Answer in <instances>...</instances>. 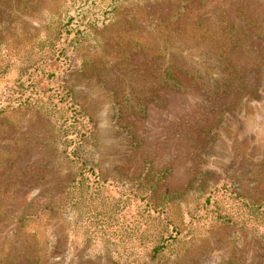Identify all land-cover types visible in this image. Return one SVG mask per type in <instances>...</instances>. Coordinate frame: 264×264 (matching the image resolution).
Returning <instances> with one entry per match:
<instances>
[{
    "label": "rangeland",
    "instance_id": "1",
    "mask_svg": "<svg viewBox=\"0 0 264 264\" xmlns=\"http://www.w3.org/2000/svg\"><path fill=\"white\" fill-rule=\"evenodd\" d=\"M221 188L264 205V0H0V264H264Z\"/></svg>",
    "mask_w": 264,
    "mask_h": 264
},
{
    "label": "trees",
    "instance_id": "2",
    "mask_svg": "<svg viewBox=\"0 0 264 264\" xmlns=\"http://www.w3.org/2000/svg\"><path fill=\"white\" fill-rule=\"evenodd\" d=\"M90 2V1H88ZM85 9L87 7H84ZM94 20L90 19V22L93 23ZM89 23V21H87L86 23V27L91 26L92 24ZM73 27H70V23L67 21L65 22L59 29V34L62 35L64 38H68L69 36L72 35V31H73ZM226 66L222 67V72L225 74L226 79L227 80H231L232 78L235 77V75H232V71L233 69L228 66L227 64H224ZM228 66V67H227ZM169 70V69H168ZM175 71V69L171 70V73H169L170 71H167L166 76L168 78V87H171L173 89L178 88V81L176 78H174L172 76V72ZM47 74V75H46ZM46 76H51L52 73H46ZM224 88V87H223ZM221 88V89H223ZM218 91L220 93H224L223 90ZM70 99V97L68 95H66V97L61 98L60 101L61 103H64L66 106L67 111H69V115L71 116V118H80L82 117V113L81 111H79L78 109L72 107L70 104L66 103V100ZM85 170V173L87 172L88 174L92 175V169L88 168L86 169L84 165H81V171ZM215 189V188H214ZM218 189H216L215 191L212 189L210 191H208L207 194H204L202 196V198L198 201V203L196 204V208L194 210L195 213L198 214H202L205 215L209 212H211L212 214V210H216L217 206H216V199H214V193L217 191ZM223 195L227 196L229 199H231L232 201L236 202L238 206H242L243 209L248 210L249 212L252 213H260L261 215H264V205L261 204H255V203H249L247 201H245L244 199H242L241 197H239L238 195L234 194L232 191L221 188ZM131 198L139 203H142V205L145 207V209L148 211L149 207L147 202L145 201L144 197H140L135 195L134 193H130ZM164 213V212H163ZM149 217H152V215H150L149 213H147ZM162 214V213H161ZM165 215H162V218L165 219L164 217ZM185 218L189 221H191L193 219V217L191 216L190 213H187L185 215ZM196 218V217H195ZM227 220V219H226ZM167 224L172 225L170 221H167ZM169 229V234L166 235L165 237L160 238L156 243H154L150 249V252L152 254V256H155L157 253L161 252L165 246L170 243L171 241L175 240V236L178 235V232L176 231V229H174V227L170 226Z\"/></svg>",
    "mask_w": 264,
    "mask_h": 264
}]
</instances>
